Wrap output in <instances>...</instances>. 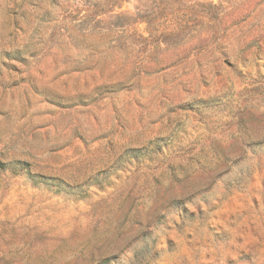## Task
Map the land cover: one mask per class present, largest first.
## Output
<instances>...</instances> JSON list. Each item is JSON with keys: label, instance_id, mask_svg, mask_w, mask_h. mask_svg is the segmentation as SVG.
<instances>
[{"label": "rangeland", "instance_id": "374dc122", "mask_svg": "<svg viewBox=\"0 0 264 264\" xmlns=\"http://www.w3.org/2000/svg\"><path fill=\"white\" fill-rule=\"evenodd\" d=\"M0 264H264V0H0Z\"/></svg>", "mask_w": 264, "mask_h": 264}]
</instances>
